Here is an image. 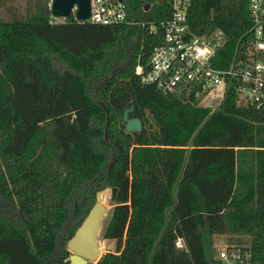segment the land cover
<instances>
[{"label":"trees","instance_id":"trees-1","mask_svg":"<svg viewBox=\"0 0 264 264\" xmlns=\"http://www.w3.org/2000/svg\"><path fill=\"white\" fill-rule=\"evenodd\" d=\"M124 2L157 32L73 14L52 23L51 0L0 20V264H69L66 231L70 240L106 188L103 238L116 249L97 264H221L223 236L248 237L264 260V106H239L229 88L204 108L142 84L136 69L148 70L172 9ZM189 24L225 33L218 68L254 40L249 0H193ZM131 108L140 135L126 131Z\"/></svg>","mask_w":264,"mask_h":264},{"label":"built area","instance_id":"built-area-1","mask_svg":"<svg viewBox=\"0 0 264 264\" xmlns=\"http://www.w3.org/2000/svg\"><path fill=\"white\" fill-rule=\"evenodd\" d=\"M171 6V18L160 24L163 43L150 56L148 70L136 74L144 85L170 95L181 94L204 108L215 109L234 88L237 104L260 109L264 106V0H249L254 40L227 68H218V54L226 44L221 30L197 36L189 24L193 0H156ZM78 7L73 9L76 18ZM77 19V18H76ZM57 18L52 23H57ZM65 20V19H60ZM81 22V21H80ZM86 22L110 27H143L151 34L158 25L130 17L124 0H91V17ZM60 23V22H59ZM183 247L182 241L177 243ZM221 264H264L254 256L250 244L225 245L216 256Z\"/></svg>","mask_w":264,"mask_h":264},{"label":"water","instance_id":"water-1","mask_svg":"<svg viewBox=\"0 0 264 264\" xmlns=\"http://www.w3.org/2000/svg\"><path fill=\"white\" fill-rule=\"evenodd\" d=\"M75 6L78 7L76 12L77 20L86 22L91 17V0H51L52 17L57 19H67L73 14ZM150 6H147V10ZM133 108L127 110L124 114V125L126 131L130 134H141L144 129L143 122L138 119H130L129 114ZM147 126L152 129L156 126L152 117L147 119ZM111 188H106L96 194V203L89 212L88 216L77 229L75 235L68 240L67 250L71 253L65 262L69 264H97L100 259L99 233L102 227V221L106 214L104 200L107 194H111Z\"/></svg>","mask_w":264,"mask_h":264},{"label":"rangeland","instance_id":"rangeland-1","mask_svg":"<svg viewBox=\"0 0 264 264\" xmlns=\"http://www.w3.org/2000/svg\"><path fill=\"white\" fill-rule=\"evenodd\" d=\"M31 0H0V20L3 21H9L12 19L13 15H22L26 16L27 12L29 10ZM63 22V20H57V23ZM110 195L107 194L104 200V207L106 208V214L102 221V227L101 231L99 233V239L101 240V252L98 259H101L106 253L108 252H114L116 249V242L114 240H107L103 238V234L105 232V229L107 228L109 221L111 219L113 205L110 201ZM96 200L94 202L93 206L95 205ZM67 232L64 240L62 241V245H66L67 240ZM250 239L248 237H218L214 240V254L217 256L218 249L221 247H224L225 245H237V244H244L248 245L250 244ZM183 248V247H181ZM95 264V263H93Z\"/></svg>","mask_w":264,"mask_h":264},{"label":"bare ground","instance_id":"bare-ground-1","mask_svg":"<svg viewBox=\"0 0 264 264\" xmlns=\"http://www.w3.org/2000/svg\"><path fill=\"white\" fill-rule=\"evenodd\" d=\"M100 250H101V245H100Z\"/></svg>","mask_w":264,"mask_h":264}]
</instances>
